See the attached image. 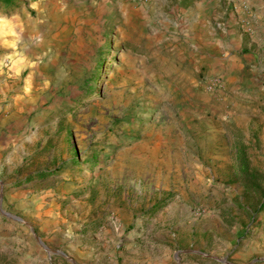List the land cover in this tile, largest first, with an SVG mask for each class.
Returning <instances> with one entry per match:
<instances>
[{"label":"rangeland","instance_id":"374dc122","mask_svg":"<svg viewBox=\"0 0 264 264\" xmlns=\"http://www.w3.org/2000/svg\"><path fill=\"white\" fill-rule=\"evenodd\" d=\"M249 12L0 0V264L264 262V71L203 59L208 38H262ZM214 75L224 90L197 86Z\"/></svg>","mask_w":264,"mask_h":264},{"label":"crops","instance_id":"0c3cea01","mask_svg":"<svg viewBox=\"0 0 264 264\" xmlns=\"http://www.w3.org/2000/svg\"><path fill=\"white\" fill-rule=\"evenodd\" d=\"M232 1L236 2L238 0ZM242 1L245 2L246 6L250 8L249 20L251 25H255L257 28H262L263 33L261 32L258 34L259 36H262V38L255 39L252 35L248 36V34L241 33L236 36L234 42L230 45H228L227 41H224L223 43L220 38L217 40L208 38L206 40V48L210 52L204 56L203 59L205 62L211 63L210 65L212 66V71H264V0L259 2L257 0ZM215 4V1H213L211 7H214ZM229 9L231 12L229 13L228 25L231 26L234 25L237 17H239L240 10L239 8L232 10V6H230ZM39 72L40 71H31L26 80L23 81L21 89L24 88L23 90H30L33 88L34 80H39L41 78L42 74L40 75ZM0 74H2L3 77L0 83V90L5 95L4 91L2 90L7 89V81L10 80L9 76L11 75L8 74V71H0ZM229 84L234 88H238L241 85L238 79H235V76L229 77ZM170 263L171 258L168 256L167 264ZM180 264L205 263L199 261L198 259L190 260L188 258L184 259L182 257ZM260 264H264V262Z\"/></svg>","mask_w":264,"mask_h":264},{"label":"built area","instance_id":"2783aa9c","mask_svg":"<svg viewBox=\"0 0 264 264\" xmlns=\"http://www.w3.org/2000/svg\"><path fill=\"white\" fill-rule=\"evenodd\" d=\"M197 86L208 92H218L225 89V84L219 76H203L197 81Z\"/></svg>","mask_w":264,"mask_h":264},{"label":"trees","instance_id":"16d2710c","mask_svg":"<svg viewBox=\"0 0 264 264\" xmlns=\"http://www.w3.org/2000/svg\"><path fill=\"white\" fill-rule=\"evenodd\" d=\"M51 173V171H37L34 172L33 174H29L26 179L31 180V179H43L45 177H47L49 174ZM249 179L246 180V186L249 188L250 186H253L254 182H255V176L254 175H249L248 176Z\"/></svg>","mask_w":264,"mask_h":264},{"label":"water","instance_id":"95a60500","mask_svg":"<svg viewBox=\"0 0 264 264\" xmlns=\"http://www.w3.org/2000/svg\"><path fill=\"white\" fill-rule=\"evenodd\" d=\"M5 215H7V216H9V217H14V216H12V215H10V214H8V213H4ZM61 254H63V253H61ZM64 255V254H63Z\"/></svg>","mask_w":264,"mask_h":264}]
</instances>
